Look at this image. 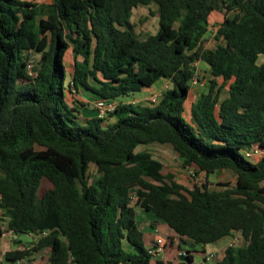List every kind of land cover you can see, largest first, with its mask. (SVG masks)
I'll return each instance as SVG.
<instances>
[{
	"label": "trees",
	"instance_id": "trees-1",
	"mask_svg": "<svg viewBox=\"0 0 264 264\" xmlns=\"http://www.w3.org/2000/svg\"><path fill=\"white\" fill-rule=\"evenodd\" d=\"M141 4L158 7L146 38L132 20ZM214 11L224 19L207 47ZM263 54L264 0H0V239L11 230L27 245L20 233L36 234L5 261L33 264L48 248V264H152L141 206L197 242L189 262L198 244L241 231L244 242L228 243L215 264H264ZM198 60L212 78L188 116ZM163 78L171 85L155 101L122 98ZM84 90L119 103L106 117H83ZM153 142L171 144L196 172L232 168L237 180L189 186L137 149ZM253 146L257 157L246 154Z\"/></svg>",
	"mask_w": 264,
	"mask_h": 264
},
{
	"label": "rangeland",
	"instance_id": "rangeland-1",
	"mask_svg": "<svg viewBox=\"0 0 264 264\" xmlns=\"http://www.w3.org/2000/svg\"><path fill=\"white\" fill-rule=\"evenodd\" d=\"M156 4L151 5H144L141 4L138 7L134 8L132 20L135 24V30L136 33L142 37L146 38L148 35L156 33L159 27V19L156 15H153L150 13V10H157ZM224 19V12L223 11H214L210 17V23H211V36H208V40L206 41L205 45L207 47H213L216 44V39L214 37V31L216 30V26L218 23L222 22ZM38 58V55L35 56V61ZM82 59V57H80ZM66 64L69 74V79L72 78V74L74 72V55L73 51L70 49L66 54ZM34 61V62H35ZM259 62H264V54L260 56ZM199 75L202 79V81L197 82L193 84L189 97L186 100V111L185 113L189 116L191 105L193 101H196L200 95V92L204 90L205 86L209 83V79L212 78V75L210 74V69L207 64L204 62H200L199 64ZM219 82V85L223 84V78L218 77L216 78ZM163 79H160L158 83H162ZM223 92L226 93L228 91V85H224L222 88ZM88 90H84L81 93L84 94V96H88L87 93ZM77 93V92H76ZM142 91H136L134 93H131L129 95H125L122 98L123 99H129L131 97L137 96L141 94ZM82 99V98H81ZM86 101V100H84ZM137 149H147L153 153L155 157H158L162 159L165 163L163 171L165 173L167 172H173L176 174V178L189 185L193 186L194 182L202 183L205 179H207L209 182V186L211 188L219 187L221 186V181H227L230 183H235L236 178V171L232 168H218L216 172L211 173L209 176H207L205 171L196 172V169L198 168L196 164L191 165H184L182 158L179 156L178 152L173 148V146L169 143H160V142H153L149 144H140ZM51 184V182L48 179H44L42 182V188ZM0 223L2 225L6 226V221L1 220ZM7 240L5 241L4 245L0 248V256L3 254L5 256V252L7 249H9V245L16 246L12 239V233L10 231H6ZM36 234L32 233L31 235L26 232L20 233V237L23 240H30L31 237L35 238ZM228 236L223 237V239H227ZM240 242L243 243V237H240ZM28 244H31L29 241H25ZM6 244V245H5ZM186 245V244H184ZM198 249L193 251L194 255V262H202L205 263L204 260V252L202 250V246L198 245ZM35 257L37 258V261H32L33 264H48V254L44 251H36ZM5 258V257H4ZM154 259H157V257L154 255ZM5 260V259H4Z\"/></svg>",
	"mask_w": 264,
	"mask_h": 264
},
{
	"label": "crops",
	"instance_id": "crops-1",
	"mask_svg": "<svg viewBox=\"0 0 264 264\" xmlns=\"http://www.w3.org/2000/svg\"><path fill=\"white\" fill-rule=\"evenodd\" d=\"M162 83H157L155 85H152L150 87H144L141 91L142 93L131 97L127 99L128 101L131 99H137L139 102H145L144 98L149 94V92L155 90L156 88L164 85L167 81V79L163 78ZM84 96L83 93L77 92L76 97L77 98H82V100H86L88 104L86 106H80L81 113L83 117H91V116H97V110L95 107V97L90 96ZM108 120H113V118H108ZM137 210V223L139 227L144 231V239L145 242L148 246L154 245V250L155 253L154 255L157 257V259L152 260V264H159L158 260H162L163 264H215L218 259H220L223 256L224 250L228 243H230L231 238L234 236L229 235L227 239H219L215 242L208 243L206 245H201L202 250L204 252V259L205 263L202 262H189L183 259L182 251H186L188 248H193L191 247L190 243H187L186 241H182L180 236L174 231L173 228H171L167 223L163 221H156L155 217L152 212L142 208L141 206L136 207ZM6 231L4 232L3 236L0 239V248L5 241L8 239L6 236ZM31 235V233H29ZM36 240L35 238H32L30 240H24V241H29L31 244L26 243L28 246L32 245V241ZM161 240V241H160ZM4 242V243H3ZM186 244V245H184ZM6 245V244H5ZM21 244H17L16 246H11L9 245V249L18 247ZM200 245V244H198ZM195 247V246H194ZM7 249V250H9ZM198 249V247L196 248ZM195 249V250H196ZM39 251H45L48 256H49V249L45 248ZM192 250V255H193ZM35 253L32 255L33 260L32 261H37V258L35 257ZM210 253V254H209ZM5 256L2 254L0 256V261L4 262V264H9L7 263L4 259ZM194 259V255H193Z\"/></svg>",
	"mask_w": 264,
	"mask_h": 264
},
{
	"label": "built area",
	"instance_id": "built-area-1",
	"mask_svg": "<svg viewBox=\"0 0 264 264\" xmlns=\"http://www.w3.org/2000/svg\"><path fill=\"white\" fill-rule=\"evenodd\" d=\"M200 62H201L200 60L196 61V65L198 66V69H199ZM31 66H32V64H30V67ZM198 76H199V71L197 70V73H196V75L194 77V80H193V84L199 82ZM170 85H171V82L170 81H167L164 85H162V86L156 88L155 90L149 92V94L144 98V101H149V100L155 101V100H157L162 95L164 89L167 88V87H169ZM129 101L139 102L137 99H131ZM94 103H95V107H96V110H97L98 115L99 116L106 117V116L109 115V113H111L112 111H114L116 109V107H117V105L119 103V100L116 99V98L97 97L95 99ZM246 154L248 156L257 157L260 154V150L256 146H253V147L249 148L246 151ZM137 200H138L137 193L136 192H132L131 193V203L133 205H135L136 202H137ZM9 231L13 235V232L11 230H9ZM240 237H243L241 231H236L234 233V236L231 238L230 243H239L240 242L239 241L240 240ZM27 246L28 245L21 244L18 247L21 248V249H25V248H27ZM150 251L153 254L155 253L154 248H150ZM182 254L186 255V251H182ZM26 261H27V258L26 257H21V258L17 259L14 262V264H25ZM196 264H200V263H196Z\"/></svg>",
	"mask_w": 264,
	"mask_h": 264
},
{
	"label": "water",
	"instance_id": "water-1",
	"mask_svg": "<svg viewBox=\"0 0 264 264\" xmlns=\"http://www.w3.org/2000/svg\"><path fill=\"white\" fill-rule=\"evenodd\" d=\"M196 244H197V242L191 244V247H194ZM182 257L185 260V262L188 261L186 255H182Z\"/></svg>",
	"mask_w": 264,
	"mask_h": 264
}]
</instances>
